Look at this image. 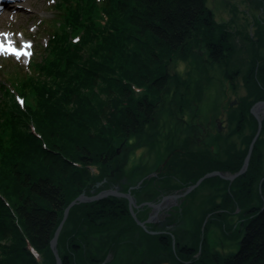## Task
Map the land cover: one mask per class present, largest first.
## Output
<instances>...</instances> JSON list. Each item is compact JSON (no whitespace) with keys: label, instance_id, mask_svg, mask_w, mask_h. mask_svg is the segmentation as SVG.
<instances>
[{"label":"trees","instance_id":"trees-1","mask_svg":"<svg viewBox=\"0 0 264 264\" xmlns=\"http://www.w3.org/2000/svg\"><path fill=\"white\" fill-rule=\"evenodd\" d=\"M255 2L264 8V0ZM52 6L45 54H35L27 69L2 70L6 83L0 82V264H56L50 241L70 201L84 190L92 195L118 184L128 189L148 175L151 169L138 166L122 186L116 180L121 172L115 171L118 147L142 137L154 123L157 105L175 78L168 70L171 60L201 58L198 50L205 48L204 61L223 65L222 82L238 91L241 77L247 90L237 105L228 106L231 130L226 137L239 134L242 140L230 145L226 158L210 149L181 147L171 150L161 168L162 152L157 153L153 168L168 172L169 178L193 172L194 167L180 168L187 155L192 165L199 161L207 166L190 178H179L177 187H187L215 169L238 171L258 129L251 107L264 100V9L256 15L254 34L245 37L253 51L243 71L230 64L236 32L229 22L217 21L206 0H54ZM247 128L251 132L246 134ZM222 137L213 136L218 144ZM165 181L146 178L141 190L133 192L161 182L164 187ZM231 185L225 196L235 197L236 203L248 204L256 189L264 191V118L249 168ZM225 201L224 197L223 209ZM220 205L208 210L212 214L203 231L208 212L197 220L200 235L194 236V244L177 236L174 249L169 232L153 235L137 223L126 198L77 203L69 211L57 248L63 264H100L109 252L116 257L107 264L127 263H121V257L137 264L141 246L142 255L155 263L171 253L173 264H264L263 203L242 212L246 217L231 235L240 238L238 250L227 256L215 252L209 241L213 224L228 230L226 221L215 218L227 213Z\"/></svg>","mask_w":264,"mask_h":264},{"label":"rangeland","instance_id":"rangeland-1","mask_svg":"<svg viewBox=\"0 0 264 264\" xmlns=\"http://www.w3.org/2000/svg\"><path fill=\"white\" fill-rule=\"evenodd\" d=\"M53 3L54 0H21L16 2L12 7L6 8V10L0 12V39H3V34L6 33L12 37L14 47L22 46L23 42H27L28 46H26V48L30 53L28 59H19L13 49L6 48V50L0 56V81L6 83V74H4L2 70L4 68L7 69L8 66H19L21 69H27L29 66V60L33 54L32 50H34V54L36 53L38 57L45 54L46 51L44 48L47 45L49 36L48 32L51 26L50 24L53 23L52 18L55 13L52 6ZM206 4L215 13L217 21L229 22L233 32H236L234 42L237 44V46L230 64L232 67H239L243 71L246 70L253 50L251 43L246 40L245 37H248V34H254L257 28L255 26L256 17L260 15V13H262V9H264L261 6L262 4L255 2V0H206ZM198 51H200L201 58H196L194 55L190 56L188 59H182L178 57L168 63L169 73L171 75H175V78L171 79L172 82L164 92L162 101L158 103L155 121L153 124L147 127L146 134L142 137L137 136L132 138L134 143L125 146L122 144L118 147V165L116 166L115 171L119 170L121 174H119L120 178L116 180L126 181V178L124 177L134 174V170L138 169V166L141 165L151 169L144 179L156 177L154 173H157V169H154L153 167H155L158 162L156 157L159 151L162 152L161 158L163 161L161 160V164L169 161L173 154L171 150H178L181 147H189L194 151L210 149L212 154L218 155L223 159L228 156L230 145H235L234 143H237L238 145L241 144L242 135L235 134L228 139L226 136L229 130H231L227 117L228 108L230 107L229 104L232 106L237 105L238 98L247 93L243 80L241 77L238 79L239 88L238 91H235L228 81L225 80L222 82L221 80L223 79L224 75V71L222 69L223 65H212L207 60L204 61V57L207 54L205 48H201ZM178 61H183L186 65V70L183 75L177 71ZM176 76H178L180 80H178V78L176 79ZM9 88L11 91H13V88L10 87V85ZM1 99L2 96L0 95V102ZM221 103H223V106ZM256 103H254V105L251 107V112ZM20 104L23 103L20 102ZM223 112L224 115L222 116ZM215 114H217V116H215ZM260 114H263L264 118V109ZM219 119L222 120L221 130H219L217 126V121ZM249 132L251 131L249 128H247L245 133L247 134ZM218 133H222L223 136L222 139H220L219 144L215 138H213V136ZM153 143H155L156 146H152ZM168 147L169 152L167 151ZM140 148H144L146 151L139 158H135V152ZM183 152H185V149H183ZM186 159L187 161L185 160V162H183V160L181 161L182 165L180 168L185 166L186 169L188 167H194L195 169L192 170L193 172L188 174L187 172L183 171L181 174L175 175L174 173V176L172 175L170 178L168 172L163 173L164 177H167L168 181L171 178L172 181H169V201L163 202V204H158V207L154 206V204L158 203L156 199V195L158 194L156 193V189L157 187H162L163 184H152L150 185L149 189H147V191L138 193L135 191L133 192V190H135L137 187H142V183L144 182L141 179L132 184V191L128 190L129 188L124 189V187H122V189L115 186H105L100 191L92 195L99 194L107 189L115 188L124 193H128L130 191L135 201L137 199L136 203H145L146 211H144V217L142 215H140V217L137 213V208H134L137 219L142 222L149 220V223L146 224V229L140 223H137L147 232L153 235L167 233L169 231V235L172 237L171 243L174 249H176L178 244L177 236L180 237L182 241L185 238V243H195L196 239H194V236H197V234L200 235L197 220L200 221V219L208 212L204 219V226L202 227L203 231L209 217L212 214L208 210L220 203L221 205L219 207L221 208L225 197V202L228 205L225 209L221 208V210H227V213L225 217L215 216V218L218 217L226 221L227 226L224 227L228 228V230L223 232V226H218L216 223L213 224L211 229L208 231L210 237L209 241L212 247L215 249V252L220 253L221 255L227 256L235 253L238 250L240 238H232V232H234L235 227L240 224L241 219L246 217V215L242 212H244L248 206L254 204L260 205L262 203L264 205V191L261 192L260 189H256L250 198L251 201L248 204L236 203L237 201L235 197H229L228 195L225 196V193H228L230 190L232 186L231 184L238 177L243 175V173L233 180L223 178L219 175L211 176L209 177L211 178L209 181L203 184L201 183L193 190L185 193L187 189L196 184V182L201 177L195 183L190 185L188 184L189 186L184 188L177 187L180 184L179 178L181 180L190 178L197 172L205 170L207 167L206 165L199 163V161L192 165L193 163L190 161L189 155L186 156ZM242 167L236 172L227 170L220 171L226 174H235L239 172ZM122 172H124V175ZM94 173L98 174L99 170L94 169ZM224 180L229 182L228 185L225 184ZM99 183V186L103 184L102 182ZM82 192L86 193L85 190ZM118 197L128 199L124 196ZM149 211H151L154 216L152 218L150 217L146 219ZM168 214L169 217H167L169 218V221L162 222L164 216ZM134 219L136 220L135 217ZM159 224L161 226H158ZM151 225L156 226V228L154 226V228H151ZM168 225L169 228H167ZM185 229L186 231L183 232ZM153 231L155 233H152ZM175 233H178L179 235ZM202 236L203 232L201 234V237ZM201 245L202 243L200 244L198 255L201 252ZM136 252L138 253L137 258H135V262L137 264H173L174 259L171 253H169V259L167 258V260L163 262L155 263V261L153 262L150 260V258L145 256L146 254L142 255V246L141 248L139 247ZM114 256L115 255L112 252H109L106 258L100 264H107L109 261L114 259ZM138 257L143 258L141 261H139ZM124 259L127 260V263L125 264H131L128 262V257H123V259L121 257L119 261L122 263Z\"/></svg>","mask_w":264,"mask_h":264},{"label":"water","instance_id":"water-1","mask_svg":"<svg viewBox=\"0 0 264 264\" xmlns=\"http://www.w3.org/2000/svg\"><path fill=\"white\" fill-rule=\"evenodd\" d=\"M264 109V100H261L259 102L256 103V105L252 108V113L256 116V118L258 119V123H259V126H258V130H257V133L253 139V141L251 142L250 144V147H249V151H248V154L245 158V162H244V165L242 167V169L235 173V174H231V173H224L220 170H213V171H210L208 173H206L204 176H202L197 182L196 184L192 185L189 189H187V191L185 193H188L189 191L193 190L194 188H196L198 185H200L203 180H205L206 178H209L211 176H215V175H219L223 178H226V179H230V180H233L235 179L237 176H239L240 174H243L246 172V170L248 169L249 167V163H250V159H251V156H252V153H253V149H254V146H255V143L257 141V139L259 138L260 134H261V131H262V127H263V114L261 115V111ZM224 115V112L222 113V116ZM222 120L219 119L217 121V126H218V129L221 130L222 129ZM109 195H115V196H124V197H127L129 199V205H130V210L133 214V216L136 218L137 222L140 223L145 229H146V224L147 222H149V220H146L144 222L140 221L139 219H137V215L135 213V210L134 208L135 207H138L139 205L136 203L133 195L131 194V192L129 191L128 193H124V192H121L119 191L117 188L115 189H107L105 191H102L101 193L99 194H96V195H87L85 192H82L80 195H78L75 199H73L72 201H70V203L65 207L64 209V213H63V217L59 223V225L57 226L56 230H55V233L50 241V246H51V249L55 255V258H56V262L57 264H63L62 263V258L59 254V251L57 249V243H58V238H59V235H60V232H61V229L63 228V225L68 217V214H69V211L70 209L76 204V203H79V202H84V201H92V200H97V199H101V198H104V197H107ZM155 207H158V205H155ZM263 208H264V205H263ZM152 233H155L154 231Z\"/></svg>","mask_w":264,"mask_h":264},{"label":"flooded vegetation","instance_id":"flooded-vegetation-1","mask_svg":"<svg viewBox=\"0 0 264 264\" xmlns=\"http://www.w3.org/2000/svg\"><path fill=\"white\" fill-rule=\"evenodd\" d=\"M167 162V161H166ZM166 162H164L162 165H161V168L165 165V163ZM161 168H156L157 169V173H154L155 175H156V177L159 179V180H161V181H163V180H166L165 181V186L162 188V187H158V190L156 189V193H158L156 196V199H157V204H155V205H158V204H163V202H167V201H169V181H168V179H167V177H164V175L162 174V172H161ZM153 174V175H154ZM165 179H164V178ZM145 177H143V179H141V180H143V182H144V179ZM121 183H123L122 184V186H124V184L126 183V181L125 180H122V182ZM143 184V183H142ZM141 184V185H142ZM161 184H163V182H161ZM116 187H118V188H122L121 187V185L120 184H118V185H116ZM132 185L129 187V189L128 190H130V191H132ZM136 189H139V190H141V187L139 186V187H137ZM135 196H137V195H135ZM136 201H137V199H136ZM139 206L138 207H136L137 208V213L138 214H140V215H143L144 214V211H146V208H145V203H137ZM154 216V214L153 213H151V211H149V214L147 215V217H146V219L147 218H152ZM169 214L168 215H166V216H164V218H163V220H162V222H168L169 221ZM147 223H149V222H147ZM154 225H151V228H156V226H154ZM158 226H161L160 224L158 225ZM167 228H169V225L167 226ZM169 232V231H168Z\"/></svg>","mask_w":264,"mask_h":264},{"label":"bare ground","instance_id":"bare-ground-1","mask_svg":"<svg viewBox=\"0 0 264 264\" xmlns=\"http://www.w3.org/2000/svg\"><path fill=\"white\" fill-rule=\"evenodd\" d=\"M3 40L5 41L8 48L13 49L15 51L19 59L28 56V55H24V53H27L25 50V46H27L26 42H24L21 47H14L12 37L6 33L3 34Z\"/></svg>","mask_w":264,"mask_h":264},{"label":"clouds","instance_id":"clouds-1","mask_svg":"<svg viewBox=\"0 0 264 264\" xmlns=\"http://www.w3.org/2000/svg\"><path fill=\"white\" fill-rule=\"evenodd\" d=\"M178 67H177V71L183 75V73L185 72L186 70V65L183 61H178ZM129 143H134V140H130ZM146 151V149L144 148H140V149H137L136 152H135V158H139L140 156H142L144 154V152Z\"/></svg>","mask_w":264,"mask_h":264},{"label":"snow or ice","instance_id":"snow-or-ice-1","mask_svg":"<svg viewBox=\"0 0 264 264\" xmlns=\"http://www.w3.org/2000/svg\"><path fill=\"white\" fill-rule=\"evenodd\" d=\"M3 51H4V45L2 42H0V53H2ZM24 55H30V53H24ZM20 102L23 103L22 101H20Z\"/></svg>","mask_w":264,"mask_h":264}]
</instances>
